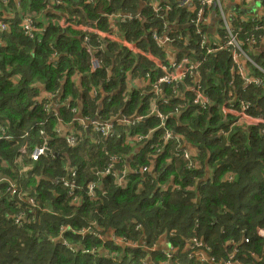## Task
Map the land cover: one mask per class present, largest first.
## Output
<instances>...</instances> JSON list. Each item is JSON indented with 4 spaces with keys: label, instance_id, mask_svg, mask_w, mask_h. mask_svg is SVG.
Masks as SVG:
<instances>
[{
    "label": "trees",
    "instance_id": "1",
    "mask_svg": "<svg viewBox=\"0 0 264 264\" xmlns=\"http://www.w3.org/2000/svg\"><path fill=\"white\" fill-rule=\"evenodd\" d=\"M140 1L32 0L30 11L51 12L59 19L64 13L81 24L99 20L97 26L104 31L110 30V16L128 13L132 18L118 24L122 35L140 50L163 58L151 31L161 30L164 20L149 6L140 13ZM178 15L184 25L190 18L179 8L170 21ZM261 18L264 21V15ZM22 19H12L1 33L5 45L0 51V172L25 194L12 196L8 184L0 182V264H142L144 258L148 263L143 264H167L163 252L169 245L177 252L171 264H264V237L258 235L264 229L263 127L235 124L236 119L217 108L237 101L239 111L247 105V115L264 117V89L255 85L242 89V81L231 73L227 53L209 57L201 70L202 84L214 106L203 110L190 97L180 114L169 118L168 129L177 136L165 144V128L149 112L151 86L129 91L126 84L128 72L143 78L150 73L152 84L158 80L160 75L150 72L147 59L89 34L92 54L85 33L60 25H50L31 39L24 34ZM181 34L189 35L177 31L173 36ZM190 35L186 49H195L203 58L195 32L190 30ZM184 43L178 42L180 48ZM93 56L102 61L96 72L90 69ZM93 88L105 94L100 98L103 119L124 114L144 121L135 128L118 127L114 139L92 140L86 135L78 147L65 143L60 138L72 134L64 122H75L67 106H76L83 96L93 115L98 108L89 95ZM163 90L171 97L172 86ZM59 94L63 101H73L45 111L50 103L44 98ZM182 104L176 98L168 107L158 102V112L169 114ZM75 123L77 127L79 121ZM127 132L132 145L126 141ZM140 135L149 138L135 145L133 139ZM36 146H46L50 153L38 162L23 157L24 147L32 151ZM188 148L193 149L189 152L196 164L191 169L183 160ZM111 155L126 157L119 164L121 170L130 167L126 188L110 176H99ZM92 184H99L95 198L89 196ZM90 226L103 237L114 232L139 247L121 248L113 260L103 252L115 251L110 240L68 231L65 238L76 247L75 253L59 240L62 228L80 231ZM194 240L200 246L193 245ZM158 241L162 251L151 254L145 249ZM83 247L96 248V254H83Z\"/></svg>",
    "mask_w": 264,
    "mask_h": 264
},
{
    "label": "built area",
    "instance_id": "2",
    "mask_svg": "<svg viewBox=\"0 0 264 264\" xmlns=\"http://www.w3.org/2000/svg\"><path fill=\"white\" fill-rule=\"evenodd\" d=\"M91 2L93 0H90ZM146 6L152 8L154 14L159 19L164 20V25L161 30L154 29L151 31V37L153 41L156 43L157 48H159L164 53V62L162 65V69L164 75H161L156 82L153 84L150 83V98L149 102V112L156 114V116L160 120V127L165 128V134L162 137V140L166 143L175 140L176 136L174 132L168 129V120L175 114H180L181 110L185 108L190 100V97H193V104L199 106L203 110L211 109L214 104L210 97L207 96V93L202 84V74L201 70L205 61L216 54L219 53H227L230 62H231V73L233 75H237L240 77L242 81V89H246L251 85H255L257 88H260L261 85L264 84V66L260 63L256 62L250 55V53H254V50L259 42H261L263 38L264 31V21L262 20L258 10L256 7H252L255 3H258L260 0H143ZM238 1L244 4L245 9L256 12V16L249 20L246 19L243 14L239 15L235 9L233 11L227 10V6L233 7V2ZM262 1V0H261ZM260 1V2H261ZM7 0H1V4H7ZM230 3V4H229ZM264 7V6H263ZM179 8L185 9L189 14L190 18L188 19L185 25V30L189 27L193 28L197 36L199 42L197 43L198 49L203 52V58H198L199 56L196 53L195 49L187 50L186 47L189 45V42L192 40L190 33L185 38L182 34L177 35V37L173 36L174 32H170L171 21L169 16L171 13L176 11ZM257 10V11H256ZM0 7V14H1ZM210 14L215 15L219 19V24H216L214 27L216 28L214 36H211L207 26L210 22ZM259 14V15H258ZM34 14L26 15L21 23L24 34L31 39H37V33H39V23L34 19ZM56 24V20L53 21ZM61 27L73 28L77 26V20L72 22L71 20L62 19L60 21ZM246 27H249L248 31L244 30ZM1 28L3 31H7L9 25L6 23L1 24ZM188 32V31H186ZM107 37L108 39H106ZM104 42L109 41H120L116 36L108 35L104 37H100ZM85 43L87 44L90 52L93 54L95 49L89 44L90 38L86 36L84 38ZM184 40V47L180 48L178 42ZM40 42V39H39ZM126 46V45H125ZM128 47V45H127ZM170 47H174V50L170 49ZM131 52L135 54H141L145 59L150 61L148 58L152 55L146 53L137 47H128ZM136 48V49H135ZM1 50V46H0ZM189 57L186 58V56ZM153 56V55H152ZM151 56V57H152ZM155 57V56H153ZM161 60V59H160ZM252 67V68H250ZM102 68V61L97 56H93L90 61V69L92 72H96ZM252 69L254 72H252ZM146 80L150 81V73H148L145 77ZM233 82V81H232ZM163 86H172L173 91L171 97L166 96L163 90ZM179 99L181 102H184L182 105H178L174 108V111L169 114H164L158 112V102H160L163 107H168L171 105L172 99ZM237 101H227L222 103L220 106H217L219 111L223 115H228L236 119L235 124L240 125H250L252 127H263L261 130L264 132V117L262 116H249L245 113L248 106L243 105L242 111L238 109ZM70 106V105H69ZM45 111H52L50 105H46ZM74 112V110H73ZM122 123L124 124H135L137 121H141L144 118L140 117L136 120H129L126 117L122 118ZM74 121L76 119L74 118ZM95 130L102 134L104 137H110L113 135L112 126L106 125L103 122H92ZM61 129L58 130L61 133ZM40 134L44 136L45 132L43 130L40 131ZM29 134H26L25 137H28ZM138 142H142L147 137H138ZM67 143L71 145H76L77 138L73 135L68 136L66 138ZM48 147L46 146H36L32 151L23 148L22 153L27 154L28 158L34 162H38L42 159L43 156L47 154ZM158 152L161 150L158 149ZM193 156L189 151H186L183 155V160L187 163L188 169L196 167V164L192 161ZM120 158H110L109 164L104 171L100 173V175H114V167L116 163H118ZM0 182H6L8 184V191L12 194V196H21L22 190H20L15 181L9 180L6 178H0ZM68 185H74L73 183H67ZM66 185V188H70ZM98 188V184H92L89 187V196L95 198V190ZM31 204L33 206L36 205L34 200H31ZM139 228L137 227V230ZM68 231H72L78 235H86L92 234V236L104 240V237L101 233L96 232L92 226L87 229L73 230L71 227H65L61 229L60 240L63 245L68 247L69 250L75 253L76 247L72 244L71 241H68L65 238V234ZM258 235L260 237H264V230H258ZM113 245H119L123 247H129L132 249L138 248L137 243H132L126 237H119L116 233H113V237L110 240ZM146 250H149V246H145ZM81 252L83 254H94L96 253V248L86 249L82 248ZM107 252L108 257H112V259H116L118 254L116 252H110L108 250H104ZM170 257V255H168ZM203 257V255H202Z\"/></svg>",
    "mask_w": 264,
    "mask_h": 264
},
{
    "label": "crops",
    "instance_id": "3",
    "mask_svg": "<svg viewBox=\"0 0 264 264\" xmlns=\"http://www.w3.org/2000/svg\"><path fill=\"white\" fill-rule=\"evenodd\" d=\"M7 1H8L7 4H1L0 5V7L2 9L0 18L3 19V20L0 19V46L5 45L4 41L1 39V33H3V30L1 28V24L2 23L8 24L9 21H11L12 19H16L18 16L22 17L24 19V17L26 15L34 14L35 15L34 16L35 21L37 22V24L39 23V33L44 32V29L49 27L50 25H60V21L62 19L67 18V16L64 13H63L62 17L60 16L61 18L59 19L55 16H52L51 12L49 13L50 15H48V12L39 13V12H35V11H30V8L32 7V0H7ZM162 1H169V0H162ZM260 1H258V3H255L254 5H252V7H256L260 16L262 17L264 15V7H263L264 6V0H262L261 2ZM0 3H1V0H0ZM233 4H234L233 7L230 5V6H227L226 9L229 11H233V9H235L237 11V13H239L238 16L243 14L242 16H244L246 19L248 18L249 20L253 19L256 16V12H254V10L250 11L248 9H245L243 3L238 2V1H234ZM145 6L146 5H145L144 1L141 0L140 6H139L140 7L139 9L141 10L140 13L145 8ZM47 11H48V7H47ZM132 16L133 15H129L128 13H124V12L117 13V14L110 16V30L109 31H104V29L102 30V28L100 26H97L99 24V20H96L95 24H92L90 22H88V24H81V23H79V21H77V26L75 27V30L85 33V37L89 36V34H95L98 36V38L104 37V36H106V34L116 36L120 41H112V42H114L115 44H117L121 48H124V49L130 51V49L128 47H137L138 48V46L135 43L128 42V40L122 35L118 24L120 22H122L123 20L128 21L129 18H132ZM136 17L141 19L142 15L139 14ZM23 19H22V21H23ZM67 19H69V18H67ZM54 20H56V24L53 23ZM75 20H78V19L75 17L72 22H74ZM182 22H183V20L181 19V21H180L179 15L177 16V18H174L173 21H171L172 24L170 26L171 27L170 32L188 31V33H190V30L194 31V29L191 27H189L187 30H185V26H189V25H184ZM216 24H219L218 17L210 14V22L207 26V29H208L211 36H214V34H215L216 28L214 26ZM93 25H95V27ZM60 27H61V25H60ZM105 38L108 39L107 37H105ZM185 38H187V37L185 36ZM106 41H109V40H106ZM127 45H128V47H127ZM170 49L174 50V47H170ZM186 51H187V49H186ZM253 54L261 60L257 61L254 58L253 59L256 62L260 63L262 66H264V31H263V38H262L261 42H259L258 45L256 46ZM151 56L148 58L150 60L149 61L150 62V72L153 74L154 73L159 74L160 76L164 75V72L162 69V65H163V63H165L164 57L163 58H156V57H153V56L151 57ZM187 57L190 58L189 55H187L186 58ZM250 68H252V67H250ZM252 72H254V71H252ZM159 77H157V78H159ZM126 79H127L126 84H127L129 91H131L133 89L143 90V89H146L150 84L149 80H146L145 78H143L139 75H138V77H134L129 72H128ZM239 79H240V77H239ZM77 84L79 85V80L77 81ZM258 89H264V84L261 85L260 88H258ZM99 92L100 91L97 88H93L92 90L89 91V95H90L91 100L95 101L96 105L98 106V108L96 109V112H94L93 115L87 111V108H89L88 103H87V100L83 96L79 95L80 100H79V102L76 101L77 102L76 106H74L73 103L71 104V106H69V105L67 106V108L71 109L72 113L75 116L74 118L76 119V121H79V123H78L79 127L78 126L76 127V123H75L76 121L75 122H64V123L65 124L69 123L68 124V130H69L68 133L77 135L79 137L81 143L83 142L86 135L88 137H90L92 140H95V138L97 136H100V137L108 140V139H114L116 136H118L117 128L120 126L121 127H128V128L137 127V126H133L132 123L131 124L122 123V120H123L122 118L126 116L124 114L117 115V116H115L111 119H108V120L103 119L101 116L102 111L104 109L103 108V99H100V98H104L105 94L99 93ZM263 93H264V90H263ZM80 94H83V93L81 92ZM44 99H48L49 103L51 104L50 107L57 109V110L60 109V107L62 106V103H64V102L70 103V100L73 101L72 99H67L66 101H63L62 100V94H59L58 96H55L52 98L51 97H49V98L45 97ZM73 110H74V112H73ZM85 113H89L86 115L87 116L91 115V117L87 118V116H85ZM127 118L129 120H133V119L137 118V116L127 117ZM88 121H90V124L88 123ZM94 121L95 122H103L109 126L111 125L112 130H113V135L110 137H104L102 134L97 132L95 130L94 126L92 125V122H94ZM164 134H165V131H164ZM174 134H175V136H177L175 132H174ZM130 135H131L130 133H128V132L126 133V141L128 144L132 145ZM138 137H142V136L140 135ZM138 137H135L133 139V141H137ZM148 138H149V136H148ZM192 150L193 149H190V150H189V148L187 149V151H192ZM24 156H27V154H23V157ZM112 157L113 158H120L122 160L123 155H111V156H109L108 160L106 161V166H108L110 158H112ZM125 159H126V157H125ZM130 162H131V160H129V157H128V163H130ZM118 163H116V165L114 167L115 176L111 175L110 177H112L114 179V181L118 184V186H120L122 188H126L128 185V182H127V176L128 175L124 174L117 167ZM129 171H130V167L128 166L127 172H129ZM4 177H6V176H1V174H0V178H4ZM96 193L97 192L95 190V197L97 196ZM106 235H105V239H107V240H111L113 237L112 232H109V237H106ZM167 264H171L170 261L167 260Z\"/></svg>",
    "mask_w": 264,
    "mask_h": 264
},
{
    "label": "clouds",
    "instance_id": "4",
    "mask_svg": "<svg viewBox=\"0 0 264 264\" xmlns=\"http://www.w3.org/2000/svg\"><path fill=\"white\" fill-rule=\"evenodd\" d=\"M5 31H3V33H4ZM4 44H5V42H4ZM4 48V46H1V50ZM0 50V51H1ZM154 115H156V114H154ZM126 118H127V116H125ZM138 118H140V117H137V118H135V119H133V120H136V119H138ZM145 119V118H144ZM144 119L143 120H141V121H136L135 122V124H133V126H139L140 125V123L141 122H143L144 121ZM88 123L90 124V121H88ZM112 132H113V130H112ZM73 136H75L76 138H77V143H76V145H74V146H79L80 144H81V141H80V139H79V137L77 136V135H75V134H72ZM66 138L67 137H65L64 139H62V138H60L61 140H63L65 143H67V140H66ZM146 140V139H145ZM135 142V144H138V143H141V142H138V141H134ZM143 142V141H142ZM125 160V156H123L122 157V160L117 164V167L119 168V164H121L123 161ZM107 167V166H106ZM127 168H128V166L126 167L125 165H124V168L121 170L120 168V170L124 173V174H126V175H128L129 173H131V171H129V172H127ZM106 169V168H105ZM105 169H103V171L105 170ZM97 172V171H96ZM101 173V172H100ZM100 173H99V176H100V178H103V177H106V176H111V175H100ZM98 187H99V184H98ZM23 194H25V193H23ZM136 230H137V228H136ZM259 230H264V229H259ZM112 233H114V232H112ZM104 239H105V237H104ZM144 240V239H143ZM194 241H196V243H197V240H194ZM245 241V243H248V241L249 240H244ZM111 242V241H110ZM112 243V242H111ZM234 244H235V242H233ZM155 246H152V247H150V249H149V253H151V254H153L155 251H162V247L160 246V242L158 243V245L155 243L154 244ZM193 245H194V243H193ZM196 246H200V245H197V244H195ZM113 247H112V249H114L115 251H111L110 249H106V248H104V250H108V251H110V252H116L117 254H118V256H117V258H119V255H120V253H121V248H126V247H123V246H119V245H112ZM128 248V247H127ZM132 251H134V249H132ZM176 251V249L175 248H173L171 245H169L168 246V248H166L165 250H164V252H163V254L167 257V260L168 261H170V263L172 262V260H173V258H174V255L177 253V252H175ZM104 252V251H103ZM94 254H96V253H94ZM168 255H170V257H168ZM105 256H107V255H105ZM192 257V256H191ZM202 257V256H201ZM205 257V255H203V257L202 258H204ZM110 259H112V257H109ZM117 258L116 259H113V260H117ZM143 262H146V263H148L147 261H146V259L144 258V259H142L141 260V263L143 264ZM230 264V263H229Z\"/></svg>",
    "mask_w": 264,
    "mask_h": 264
},
{
    "label": "rangeland",
    "instance_id": "5",
    "mask_svg": "<svg viewBox=\"0 0 264 264\" xmlns=\"http://www.w3.org/2000/svg\"><path fill=\"white\" fill-rule=\"evenodd\" d=\"M250 55H251V57L252 58H254L255 60H257V61H260L261 59H259V58H257L252 52L250 53ZM136 145V144H135ZM25 158H28V156H24ZM0 174H1V172H0ZM66 188V187H65ZM60 240V239H59ZM160 241H158V242H156V244L158 245V243H159ZM194 243V245L195 244H198V242L196 243V241H194L193 242Z\"/></svg>",
    "mask_w": 264,
    "mask_h": 264
},
{
    "label": "water",
    "instance_id": "6",
    "mask_svg": "<svg viewBox=\"0 0 264 264\" xmlns=\"http://www.w3.org/2000/svg\"><path fill=\"white\" fill-rule=\"evenodd\" d=\"M50 152L49 151H47V154H49ZM68 180V179H67Z\"/></svg>",
    "mask_w": 264,
    "mask_h": 264
}]
</instances>
